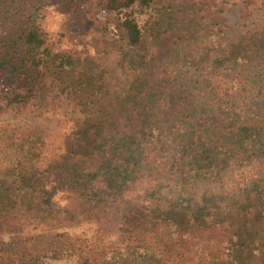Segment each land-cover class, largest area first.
Returning a JSON list of instances; mask_svg holds the SVG:
<instances>
[{
  "label": "trees",
  "instance_id": "obj_1",
  "mask_svg": "<svg viewBox=\"0 0 264 264\" xmlns=\"http://www.w3.org/2000/svg\"><path fill=\"white\" fill-rule=\"evenodd\" d=\"M194 1L214 0H103V14L113 15L104 28L118 37L131 73L108 90L41 32L45 11L66 10L68 23L81 1L0 0L5 102H27L48 78L55 93L81 92L97 104L50 159L36 162L43 142L32 133L2 132L0 158L9 161H0V225L98 218L97 198L145 186L124 218L132 215L146 237L129 233L132 244L106 252L90 245L81 264H264V25L227 47L207 27L162 64L145 57V31L164 25L171 5ZM57 192L64 201L54 204ZM247 210L253 216L243 224ZM31 260L0 253V264H41Z\"/></svg>",
  "mask_w": 264,
  "mask_h": 264
},
{
  "label": "rangeland",
  "instance_id": "obj_2",
  "mask_svg": "<svg viewBox=\"0 0 264 264\" xmlns=\"http://www.w3.org/2000/svg\"><path fill=\"white\" fill-rule=\"evenodd\" d=\"M53 1L57 0H49ZM79 1L81 4L74 7L75 14H71L68 23L64 22L66 10L55 7L45 11L40 18L41 32L53 49L69 53L91 69L95 78L100 80L99 84L112 90V79L125 81L131 74L124 69L121 58L124 56L119 49L118 37L104 28L105 22L112 20L113 15L103 14V0ZM158 1L161 4L168 2ZM189 10H192V14L187 16L185 11ZM165 15L164 25L154 24L153 33H144L145 57L153 58V64L158 65L176 56V49L187 37L195 36L207 27L218 32L222 37L220 44L225 47L232 44L231 38L243 35L247 30L260 28L261 24L264 25V0H250L247 6L241 0H214L207 4L194 1L190 6L173 4L165 11ZM262 28L259 31L264 32V26ZM203 53L205 51L201 55ZM3 81H0V145H5L7 139L2 137V132L19 129L25 134L32 133L36 140L43 142L42 148L36 149V162L41 158L50 159L61 148L65 135L74 130V125H79L88 113L95 111L94 107L97 108V104L94 106L87 101L84 93H55L48 78L42 80L43 90L39 89L27 102L7 103L2 97L9 88ZM3 152L6 154V149L0 147L1 157L5 156ZM0 161L9 159L0 158ZM142 189L145 186L126 191L116 200L113 197L104 200L97 198L103 209L98 218L70 213L71 219L58 224H39L36 227L0 225V253L25 254L30 260L36 257L41 264H81L79 261L84 258L90 245L93 248L102 247L106 252L116 246L123 247L127 242L132 244L129 233L135 238L146 237L147 231L138 228L133 218H128L132 215L124 218V211L132 207L128 203L129 197L142 195ZM49 197L54 204L64 201L60 192ZM144 205L142 210L146 214L149 208H144ZM252 216V211L247 210L243 224H249ZM115 250L119 252L118 248Z\"/></svg>",
  "mask_w": 264,
  "mask_h": 264
}]
</instances>
